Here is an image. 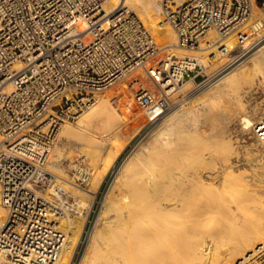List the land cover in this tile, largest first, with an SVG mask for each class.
<instances>
[{"label": "bare ground", "instance_id": "obj_1", "mask_svg": "<svg viewBox=\"0 0 264 264\" xmlns=\"http://www.w3.org/2000/svg\"><path fill=\"white\" fill-rule=\"evenodd\" d=\"M117 5L134 7L154 38L162 41V49L195 56L206 66L213 65L208 55L214 49L215 56H223L217 53L219 42L235 43L234 34L222 38L209 30L198 47L183 49L177 45L171 25L160 22L158 0H107L103 9L109 12ZM262 20L264 12L254 3L252 34L260 32ZM226 56L225 64L231 59ZM250 57L244 71L224 73L209 86L215 90L207 92V98L186 108L177 106L148 132L155 143H147L139 152L134 149L141 162L125 171L120 168L112 177L77 264H236L254 251L256 244L264 243V145L253 132V124L264 113V50ZM191 84V80L183 81L174 93L188 95ZM10 87L8 84L7 89ZM110 91H97L75 120L62 121L50 149L46 168L55 173L70 196L75 199L80 195L71 204L74 213L57 220V227L66 235L55 264L70 263L92 193L98 192L94 188L102 182L92 172H81L73 158H63L65 145L58 135L72 133L81 146H109L120 141L116 156L102 168L109 170L114 166L111 161L116 163L120 151L146 124L138 115L131 118L135 121L130 125L120 120L114 124L110 140L100 142L86 121L103 103L113 101ZM126 95H118L117 100L131 115L134 105ZM154 118H147L148 123ZM214 126L217 131L218 126L223 129L220 134ZM213 137L219 148L216 144V148L211 147L212 139L208 138ZM63 163L66 169L60 168ZM71 167L73 175L64 172ZM76 173L91 187L79 188L73 182ZM4 217L0 200V221Z\"/></svg>", "mask_w": 264, "mask_h": 264}, {"label": "built area", "instance_id": "obj_2", "mask_svg": "<svg viewBox=\"0 0 264 264\" xmlns=\"http://www.w3.org/2000/svg\"><path fill=\"white\" fill-rule=\"evenodd\" d=\"M106 1L0 0V264H55L58 258L65 233L57 220L72 210L74 198L46 163L62 121L75 119L97 91L137 70L126 97L155 120L183 81L196 83L202 75L197 57L159 55L163 49L137 13L123 5L106 12ZM158 2L160 22L171 25L179 47L195 49L209 30L218 37L233 33V47H217L231 59L255 30L254 3L264 12V0ZM253 132L264 145V113ZM235 263L264 264V243Z\"/></svg>", "mask_w": 264, "mask_h": 264}, {"label": "rangeland", "instance_id": "obj_3", "mask_svg": "<svg viewBox=\"0 0 264 264\" xmlns=\"http://www.w3.org/2000/svg\"><path fill=\"white\" fill-rule=\"evenodd\" d=\"M257 5L260 6L259 3H257ZM133 10L138 14V12L135 8ZM138 16H139V14H138ZM140 19L143 21V19L141 17H140ZM263 23H264V21H263ZM149 30L152 33V30L150 28H149ZM229 35H231V34H229ZM229 35L222 37V38H226ZM160 41L161 40L157 39V42L159 45H161V42H162V41L161 42ZM229 45L233 46V44H229ZM263 50H264V25L262 26V29L260 30L259 33H257V34L255 33V34L251 35V37L248 40L247 47H245V49L243 51L239 52L238 55L235 58H232L231 61H229L227 64H225L226 60L223 58L224 55L223 56H215L213 54L215 51V49H214L212 52H210V56L208 55V58L211 59V61H213V63H212L213 67L203 65V70L201 72L202 75L200 74L196 78V83L200 80L207 78L208 76H210V78L207 79L204 83H202L200 85H197L196 83H192L191 84V91L189 92L188 95H184L180 92L179 93H173L171 95L170 107L165 111V113H163V115H161L160 117H158L155 120L150 121L149 123L147 121V117L145 116L143 109H141V107H139L134 102L132 103V107H133V105H134V107L131 109V115H128V111L126 109L121 108L122 101L120 102L119 100L116 99L115 101H108V102L103 103L100 108H98L93 114H91L87 118V121H86L87 128L89 129L90 132H93L97 135V138L100 142H108V140H110V138L112 137V133H113V132H111V130L113 129L114 124L120 120H125L126 122L128 121V124L129 123L132 124L135 120L132 121L131 118H133L134 115H138L141 120L146 122V124L142 127L144 130L141 128L135 134L133 140H131V142L126 146L125 150L123 152L120 151L121 157L120 156L118 157L116 163L114 161H111L114 164V166L110 168V164H109V168H110L109 170H108V167H107V169H102V168H104L105 166L108 165L109 161L111 160L110 158L117 151L116 148L118 145H120L119 144L120 141L119 142L118 141L112 142L111 144H109V146H107V145L102 146L101 145L99 147L96 144H93L91 146L90 145L89 146H81L78 142H75V140H77V139H75V136L72 133H69V132L65 133L64 135H61V137L58 135V137L60 139H62V142L65 145L63 158L64 159L73 158L74 162L78 164L79 169H81V172H83V173L92 172L93 174L96 175V177L97 176H98V178L100 177L101 178L100 181L103 182V183L101 182V184L98 183V185H96V188H94L95 191L98 190V192L94 193V194L92 193L93 197H92L91 202H90L91 206L89 207V211H88V215H87L88 217L84 223L83 232H82V234L79 238V241L75 247V250H74V253H73V256L71 259L72 262L70 261L71 264L79 263V260L82 256L81 254H83L84 248L86 246L85 244L87 243V239H88V236L90 233L89 231H91V227H93V225H94L93 223L95 221V218L98 214L99 208L102 204V200L104 198L103 195L106 193V189L108 188V185H109L112 177L116 176V173L118 172V170L120 168L123 169V170L121 169L120 171H125V169H128L130 167L133 168L134 165L141 162L142 157H140L139 154H134V151H133L134 149H138V152H139L140 151L139 149H141L147 143L151 144V145L155 143L154 139H151V137L147 136L148 132H150L153 128H155V125H157L164 116H167L177 106L182 105L181 108H186L189 105H193L195 103L201 102L202 100L207 98V92L215 90L214 87L212 89H209V86L212 83H215V80L217 78H219L221 75H223L224 73H226L228 71L229 72H231L232 70H233L232 72L244 71L251 61L250 56L254 52L261 53ZM168 52H171V51L169 49L163 48V51H161V53L159 55L162 56ZM220 60H221V62H220ZM218 61L220 63L224 62V64H220ZM238 65L240 67L235 69V67ZM138 72H139V70L134 71L133 73L124 77L118 83H116L110 87H107V88H105L99 92H107V91L109 92L110 90L113 91V92L110 91V93H112L111 94L112 100L115 99L116 97H118V95H122V94L126 95L128 93L127 88H126L127 84L132 80L133 76L137 75ZM141 74L144 75L143 72ZM189 74H191V73H189ZM117 87L118 88L122 87V88H120L121 89L120 90ZM122 89H123V92H122ZM121 92H122V94H121ZM127 95H129V93ZM75 119H73V120H75ZM217 128H218V130L220 129L219 130L220 132L217 131L215 126L212 129H214L215 132L220 134L223 129L220 126H218ZM206 129H208V128H206ZM209 139L210 140L212 139L211 140L212 143L210 144L211 147L216 148L217 147L216 145H218L214 141L216 138L213 137V138H208V140ZM134 140H135V142H134ZM213 142H214V144H213ZM130 145H131V147H130ZM220 146L221 145L219 143L217 148H219ZM129 147H130L129 152H127L125 154V152L129 149ZM115 156H116V154H115ZM115 156H114V158H112V160H115ZM64 164L65 163L60 165V168L66 169ZM71 169H69L68 171L66 170L64 172H66L68 175H73L74 174L73 172H75V169L72 167H71ZM52 173L55 176V181L58 182L57 176L55 175V173L53 171H52ZM120 173L122 175L124 174L123 172H120ZM104 175H105V177H104ZM78 177H81V176L78 173H76L74 178H73V182L76 183L79 188H82V189L86 188L87 189V188L91 187L88 180L87 181L85 179L79 180L80 178H78ZM227 197H228V199L230 198V196L227 195L226 199H227ZM78 198H80V195L75 197L74 200L76 201V200H78ZM68 213L70 215V214H73L74 212L72 210H70L66 214L68 215ZM66 214H64L63 216L66 217ZM60 219H62V218H60ZM87 232H88V234H87ZM65 235H66V233H65ZM83 246H84V248H83Z\"/></svg>", "mask_w": 264, "mask_h": 264}]
</instances>
